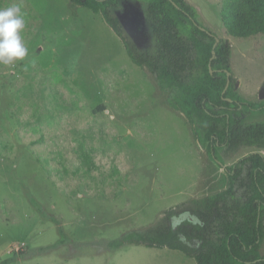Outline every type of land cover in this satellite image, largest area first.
<instances>
[{
    "label": "rangeland",
    "instance_id": "rangeland-1",
    "mask_svg": "<svg viewBox=\"0 0 264 264\" xmlns=\"http://www.w3.org/2000/svg\"><path fill=\"white\" fill-rule=\"evenodd\" d=\"M186 1L231 46L232 92L255 104L245 124L264 122V34L230 36L223 0ZM14 4L29 55L0 64V264H197L168 248L110 243L225 191V167L264 148L222 146L214 160L200 125L170 106L176 90L135 65L101 16L70 0H0ZM147 7L120 0L112 13L141 53L155 55ZM59 226L66 244L37 254L59 242Z\"/></svg>",
    "mask_w": 264,
    "mask_h": 264
},
{
    "label": "trees",
    "instance_id": "trees-1",
    "mask_svg": "<svg viewBox=\"0 0 264 264\" xmlns=\"http://www.w3.org/2000/svg\"><path fill=\"white\" fill-rule=\"evenodd\" d=\"M70 1L101 16L135 65L154 75L163 90H176L170 106L182 113L189 125H200L202 143L214 160L218 161L217 151L222 146L229 151L245 146L264 148V122H244L243 110H251L255 104L232 92L234 78L227 75L230 44L220 40L216 46L217 36L201 27L196 9L186 0H147V17L157 43L155 55L141 53L125 34L120 19L112 13L120 0ZM221 19L232 37L264 34V0H223ZM228 78L231 82L226 90ZM259 107L263 108L264 102ZM225 170L229 181L225 191L192 200L184 213L170 209L156 226L127 233L111 246L168 248L194 258L197 264H264V155L251 153ZM32 203L42 211L37 201L32 199ZM59 232L57 244L36 253L65 245L67 234L61 226Z\"/></svg>",
    "mask_w": 264,
    "mask_h": 264
},
{
    "label": "clouds",
    "instance_id": "clouds-1",
    "mask_svg": "<svg viewBox=\"0 0 264 264\" xmlns=\"http://www.w3.org/2000/svg\"><path fill=\"white\" fill-rule=\"evenodd\" d=\"M25 26L24 15L18 4L0 8V64L14 65L28 57L29 50L22 36Z\"/></svg>",
    "mask_w": 264,
    "mask_h": 264
},
{
    "label": "water",
    "instance_id": "water-1",
    "mask_svg": "<svg viewBox=\"0 0 264 264\" xmlns=\"http://www.w3.org/2000/svg\"><path fill=\"white\" fill-rule=\"evenodd\" d=\"M219 41H220L219 39L216 40V46L219 43ZM213 55L215 56V51H213ZM213 72H214V70L211 69V73H213ZM227 75L229 77L231 75V73L227 72ZM230 82H231V80H230V78H228V82H227V85H226V90L229 88Z\"/></svg>",
    "mask_w": 264,
    "mask_h": 264
}]
</instances>
